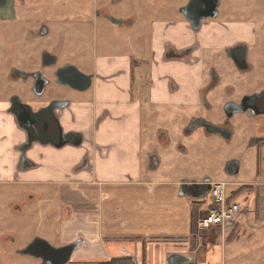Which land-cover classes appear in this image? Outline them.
<instances>
[{"label":"flooded vegetation","instance_id":"obj_1","mask_svg":"<svg viewBox=\"0 0 264 264\" xmlns=\"http://www.w3.org/2000/svg\"><path fill=\"white\" fill-rule=\"evenodd\" d=\"M123 1L111 0L115 4ZM259 1L252 0L255 13L251 11L252 14L246 12L242 14L238 13V10L231 11L230 4L222 0H187L186 4L179 8L181 15L179 18L188 24L192 35L184 38V42L180 45L166 37H161L157 43L154 41L156 24L167 23L170 19L160 17L152 25L150 39L146 42V46L148 43L150 49L158 44L164 50L167 61H192L193 55L196 52L200 53L198 60L204 69V79L198 94V104L192 106L190 116L187 119L184 118L185 123L180 131L181 139L178 140L176 148L178 154L186 156L189 149L181 144V140L196 141L198 136H202L205 140L218 138L225 144L235 141L241 151L243 161L230 159L223 169L225 176L234 179L240 177L241 179L249 177L257 180L264 179V0L260 3ZM190 2L198 5L197 9L192 8L189 14L193 23H190L187 16L182 13V9ZM230 2L232 4L236 1ZM102 13L104 12L98 10L95 15L100 16ZM109 16L111 15L83 17L84 19L89 18L85 21V25L93 28L94 35L91 40L87 41L91 43V46H88L86 52L81 49L78 53H73L69 59H62V39H59L56 47L52 48L58 29L54 30L53 25L49 23L50 20H44L45 17L38 21L40 17H28V20L25 17H0V27L7 23L15 24L18 40L10 58L14 61L13 65L6 71L7 84H4L2 88L6 92L5 94L0 92V130L13 128L12 130L21 133L23 137L22 141L14 145L12 149L3 152L0 148V182L13 180L17 183L28 184L20 180L39 168L32 158L35 152L42 154L45 161L47 160L44 154L46 147L59 151L75 150L82 145L83 142L77 147L69 144L58 147L63 141H72L62 136L67 133L64 132L61 115L73 103L79 102L77 95L81 94L69 84L81 86L87 80L85 76H90L91 85L85 93L93 89L96 78L94 66L100 50L108 46V51L111 50L109 39L113 36L112 31L123 33V37L120 36L119 49L124 66H122L120 76L127 75L131 81L133 75L130 33L134 26L133 17ZM110 19L116 22H111ZM216 25L221 29V35L217 39L204 40L199 36L205 27ZM206 54L213 58V62L222 61L221 64L217 67L211 64L212 62L207 63ZM16 57L21 62H17ZM153 63L152 57L145 59L143 62L147 67L145 73L143 75L135 73L134 78L146 83L152 81ZM2 84L1 82L0 85ZM218 97H220L219 100ZM91 98L92 96H90V101H92ZM178 108L184 110L181 107ZM13 109L17 111L15 112L16 117L10 112ZM205 124L216 126V131L213 132V129L204 126ZM154 138L161 148L168 147L169 136L166 131H158ZM34 139H38L40 143H30V140ZM74 139H76L75 136ZM89 158L88 155H82L78 159L79 164L89 162ZM147 159L151 169L160 167L161 160L156 151L151 150ZM203 180H209V183H212L209 178ZM203 180L187 181L198 184ZM21 195L20 191L12 194L0 192L2 208L0 222L1 217H4L3 219L9 222L8 226H12L14 221L18 223L25 211L21 205H25L26 209L29 204L42 197L41 194L36 193L25 198ZM62 208L67 214L68 207L62 205ZM5 238L10 239L7 235L0 237V244L3 245ZM37 238L50 243L42 236L31 238L29 243ZM75 241L79 242V246L83 244L81 239ZM44 247L45 245L42 244L40 251L47 259H50L51 256ZM31 259L34 264L42 263L41 260ZM75 261L79 262L78 264H101L91 259L81 262L75 259Z\"/></svg>","mask_w":264,"mask_h":264},{"label":"crops","instance_id":"obj_2","mask_svg":"<svg viewBox=\"0 0 264 264\" xmlns=\"http://www.w3.org/2000/svg\"><path fill=\"white\" fill-rule=\"evenodd\" d=\"M14 6V0H13ZM15 11V10H14ZM191 30L181 18L167 23H157L154 41L161 37L183 43L190 37ZM221 35L220 27H205L199 35L213 40ZM112 50L115 47H111ZM118 53L106 49L99 51L94 71L96 78L93 89L77 95L79 102L73 103L62 115L65 133L82 136V145L75 149L54 151L44 148L47 160L36 153L33 159L38 169L23 177L29 185H45L58 189L64 204L75 209L77 220L97 218V239L104 244V258L92 255L96 246L88 239L90 230L85 222L82 226L66 219V238L79 234L82 249L92 250L88 255L76 258L79 261L93 260L107 264L112 260H127L131 264H167V259L178 255L186 259L182 264H221L222 254L210 255L204 260L198 257L200 250L206 252L208 245L199 236V246L190 257V213L192 201L178 195L180 179H169L158 169H151L147 154L143 153V105H165L181 107L185 119L190 116L191 107L198 104L204 69L198 60L200 53L186 61H167L164 50L158 44L149 49L152 57V77L148 83L134 78L143 75L147 67L144 61H137L131 47V71L129 76H120L122 60ZM92 96V101H90ZM13 128L0 130L1 151L12 149L22 141L21 133ZM162 129H156L155 134ZM168 134V131H166ZM88 155L90 167L78 169V159ZM145 157L146 161L143 160ZM146 162V165H144ZM63 193V196L61 194ZM91 195V196H90ZM93 197L94 202H89ZM93 204V205H91ZM92 206L95 208L92 210ZM235 222L227 223L216 230L221 234L230 232ZM84 231L85 234L81 233ZM79 231V232H77ZM220 236V234H218ZM218 237L217 241L221 242ZM89 241V240H88ZM95 243V242H94ZM220 251V246H219ZM192 256V255H191ZM199 259V260H198ZM210 262V263H209ZM223 262H232L225 259Z\"/></svg>","mask_w":264,"mask_h":264},{"label":"rangeland","instance_id":"obj_3","mask_svg":"<svg viewBox=\"0 0 264 264\" xmlns=\"http://www.w3.org/2000/svg\"><path fill=\"white\" fill-rule=\"evenodd\" d=\"M222 1L230 4L231 11L238 10L237 12L242 14L244 12L248 14H252L251 11L256 12L252 8V0ZM230 1L236 2L231 4ZM12 2L13 0H7L6 6L0 9V17H25L26 20H28V17H40L37 21L45 17L44 20H50L49 23L53 25L54 30L55 28L58 29L52 48L56 47V42L59 39L63 40L62 59H69L73 53H78L81 49L86 52L88 46H91V43H87V41L91 40L94 35L93 28L85 25V21L89 18L84 19L83 17H106V15H111V17H133L134 26L130 33L131 47H133L134 55L137 56L136 60L144 61L149 52L148 43L146 46V42L150 39L152 25L160 17H169L168 21H174V18L181 17L179 8L183 7L187 0H160L157 2L153 0H124L118 4L112 3L111 0H14V6ZM98 10L104 13L96 16L95 13ZM61 20H64L63 22L67 24L64 25ZM108 29L111 30L112 27H108ZM16 32V26L13 23H7L0 27V75L3 76V78L0 76V83H3L0 85V92L2 94L6 92L5 89H2L3 85L7 84L5 81L6 71L14 62L10 58L18 42ZM112 32L113 36L109 39L110 48L111 46L115 47L111 50L117 52V47L121 45L120 36L123 37V33ZM77 47H80V49H77ZM106 50H109V46L106 47ZM205 56L207 63L212 62L211 64H215L217 67L222 62H213L210 55L206 54ZM16 60L21 62L18 57H16ZM219 99L220 97H218ZM184 111L172 106L143 105V153L147 154L151 150L156 151L161 160L159 173L162 172L161 175L165 173L169 179L199 182L204 178H209L211 182L230 183L231 188L236 192L232 200L241 207L239 217L235 221L236 225L230 232L222 235L219 230L197 231L195 249H189L188 251L190 257H193L198 248L199 236L201 235L204 236L202 241L209 245L206 252L200 250L198 253L199 258L202 257V259L208 260L212 254L213 256L222 254L223 261L231 259L232 262L225 263L222 261L221 264H264V179L257 180L253 177L234 179L225 176L223 169L230 159H241L243 161L241 151L235 141L231 144H225L222 141L220 142L218 138L205 140L202 136H198L196 141L182 139L181 144L189 149V153L186 156L178 154L176 146L178 140L181 139L180 131L185 123ZM156 129L168 131V147L161 148L156 144L154 138ZM143 160L146 161L145 157ZM144 165H146V162ZM81 168L89 170L88 162L80 163L78 169ZM22 178L20 181L26 180ZM16 191H20L23 198L35 193L37 195L41 194L42 197L40 200L29 204L26 209L24 208L25 205H21V208L25 210L23 212L24 216L21 217L18 223L14 221L12 226H8L9 222L1 217L0 237L7 235L10 239L5 238L3 245L0 244V264H34L30 257L20 255L18 251L25 248L30 239L36 236L47 238L53 246H64L80 239L79 234L76 233L66 238L65 227L62 228V231L60 230V227L66 223L67 218L74 223V225L72 224L74 227L77 226V223L80 226L85 222L87 223L90 234L88 239L85 240L96 246L95 250L92 247L93 251L90 249L88 252L92 251L94 252L92 255L104 258V244L97 239L96 235L97 218L90 217L88 220L83 221L81 215H79L77 220V212L74 208L64 204L62 197L59 196L58 189L55 187L22 184L13 180L0 182V192L12 194ZM61 196H63V193ZM88 201L93 203L94 198L90 197ZM62 205L68 207L67 214ZM94 208L92 206V210ZM11 212L13 211L11 210ZM80 232L85 234L84 231L80 230ZM218 237H220L221 242L217 241ZM88 252L82 248L77 249L73 253L69 264H78L79 262L75 259L88 255Z\"/></svg>","mask_w":264,"mask_h":264},{"label":"water","instance_id":"obj_4","mask_svg":"<svg viewBox=\"0 0 264 264\" xmlns=\"http://www.w3.org/2000/svg\"><path fill=\"white\" fill-rule=\"evenodd\" d=\"M7 4V0H0V9L4 8ZM214 7L216 6V3L214 1ZM198 5L193 4V2L189 3V5L187 7H185L184 9H182V13L185 14L187 17V20L190 23H193L192 19L189 18L191 17L190 12L192 11V8L197 9ZM111 17V16H109ZM111 22H116L114 19H110ZM198 22V20H197ZM195 27V26H194ZM195 30V28H194ZM85 79H87L85 81V83L81 86L78 85H70L69 86L71 88H73L75 91H77L78 93H85L88 88L91 85V79L90 76H85ZM12 113V115H14L16 117V110H12L10 111ZM18 125H20L18 123ZM203 126V125H202ZM204 126L212 128L213 132L216 131L217 127L210 125V124H205ZM21 127V126H20ZM22 129L25 130L24 127H21ZM64 138L66 139H70L72 141H63L62 143H60V145L58 147H62L65 144H69L72 146H79L82 143V136L80 134L77 133H67L62 135ZM74 136L76 139H74ZM74 139V140H73ZM32 142H38L40 143V141L38 139H34V140H30V143ZM210 183L209 180H203L202 183H192V182H188L187 180H183L179 183L178 185V195L180 197H188L193 201H200L205 199L210 191ZM203 190V191H202ZM206 190V191H205ZM202 191V192H201ZM43 245H45V249L47 250V252L49 253V255L51 256L50 259L46 258L44 256V254L42 253V251H40V247ZM79 246V242L75 241L72 243H69L67 245H64L62 247H54L52 246L50 243H48L45 240L42 239H34L32 242H30L24 249H22L21 251H18V253L20 255H24V256H28L37 260H41L42 263L41 264H47V262L49 261V264H68L72 254L78 249ZM41 252V253H40ZM186 259H184L181 256L178 255H172L167 259V264H182L183 262H185Z\"/></svg>","mask_w":264,"mask_h":264},{"label":"built area","instance_id":"obj_5","mask_svg":"<svg viewBox=\"0 0 264 264\" xmlns=\"http://www.w3.org/2000/svg\"><path fill=\"white\" fill-rule=\"evenodd\" d=\"M210 186L206 200L196 201L202 203L198 210L197 227L202 229L224 228L227 223L237 220L241 207L232 200L236 192L231 188L230 183L212 182Z\"/></svg>","mask_w":264,"mask_h":264},{"label":"trees","instance_id":"obj_6","mask_svg":"<svg viewBox=\"0 0 264 264\" xmlns=\"http://www.w3.org/2000/svg\"><path fill=\"white\" fill-rule=\"evenodd\" d=\"M230 202V200H229ZM202 203L192 201L191 206V213H190V250L195 249V239H196V232L198 231L197 228V215L198 210L201 208ZM107 264H131L130 261L127 260H112L111 262Z\"/></svg>","mask_w":264,"mask_h":264}]
</instances>
